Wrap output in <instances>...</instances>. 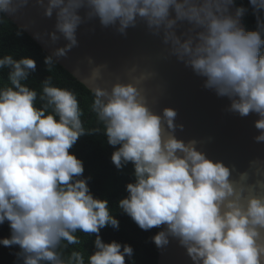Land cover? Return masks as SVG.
<instances>
[{"label":"clouds","instance_id":"clouds-1","mask_svg":"<svg viewBox=\"0 0 264 264\" xmlns=\"http://www.w3.org/2000/svg\"><path fill=\"white\" fill-rule=\"evenodd\" d=\"M36 2L45 16L55 12V28L47 34L52 43L67 41L46 55L49 71L78 46L82 23L98 17L102 26L126 34L142 21L153 35H162L171 56L206 78L204 87L231 100L229 111L258 114L255 140L264 142V0H250L257 18L250 31L240 23L246 9L233 15L232 0ZM28 3L0 0V22ZM25 30L19 26L17 35ZM5 68L10 85L0 87V224L10 223L11 236L0 244L18 245L22 264H86L83 252L65 256L61 248L79 244L77 232L95 234L87 264H126L133 248L100 237L103 227L118 228L119 221L107 199L94 197L83 161L70 152L81 136L100 127L85 128L76 93L54 85L50 76L39 94L24 83L36 70L34 58L6 54L0 57V70ZM154 75L142 72L110 89L91 88V111L108 144L118 146L112 162L118 169L134 166V182L127 184L119 208L141 229L166 226L153 237L156 246L174 237L194 264H264V194H255L257 187L264 193V180L249 183L245 171L234 181L232 168L209 158L197 140L178 138L175 131L184 125L175 123L177 110L153 111L141 87ZM99 76L97 67L92 79Z\"/></svg>","mask_w":264,"mask_h":264},{"label":"water","instance_id":"water-1","mask_svg":"<svg viewBox=\"0 0 264 264\" xmlns=\"http://www.w3.org/2000/svg\"><path fill=\"white\" fill-rule=\"evenodd\" d=\"M237 9L232 0L231 13L234 15ZM79 12L84 16L86 9ZM10 18L17 26H26L25 32L48 54L67 43L63 37L52 43L47 34L55 28V12L51 18L45 16L44 8L36 0H29L27 6L11 14ZM240 23L248 31L243 16ZM186 27L185 22L177 29L178 34ZM77 39L78 46L72 48L67 56L58 58L59 64L74 78L90 90L96 85L110 89L117 80L128 82L142 72H154L155 75L141 87L153 111L162 114L165 107L177 110L175 123L184 125L183 130L178 127L175 131L178 138L197 140L198 148L209 158L223 161L232 168L234 181H239L240 173L245 171L250 175L249 183L264 180V142L255 140L260 134L255 127L258 114L253 112L242 117L229 111L231 100L204 87L205 77L171 56L162 35H153L142 21L135 27L130 26L126 34H121L116 26H102L96 17L78 26ZM97 67L100 76L92 79L93 70ZM255 194L264 193L257 187ZM158 264L194 262L186 247L178 239L169 237V243L159 248Z\"/></svg>","mask_w":264,"mask_h":264},{"label":"trees","instance_id":"trees-1","mask_svg":"<svg viewBox=\"0 0 264 264\" xmlns=\"http://www.w3.org/2000/svg\"><path fill=\"white\" fill-rule=\"evenodd\" d=\"M238 9H246L243 20L250 30L257 27L255 10L250 0H234ZM264 15V13H262ZM18 27L10 17H4L0 22V57L6 54L14 58L31 57L36 60V70L31 73L28 80L24 81L29 87L35 89L38 94L42 91V81L47 77L52 78L54 85L74 91L78 97L82 109V121L86 129L91 130L100 127V132H92L81 136L75 145L70 149L84 163L83 177L88 178L90 191L96 198L107 199L112 214L118 219L119 227L111 225L101 229L99 235L105 243L112 241L119 242L122 246L131 245L133 255L125 257L126 264H158L159 248L156 246L153 237L162 230L160 227L141 229L138 224L123 210L119 208V201L128 195L127 184L134 182V166L129 163L123 169H118L112 162V154L118 146H111L103 132V125L97 123L94 112L91 111L93 95L91 90L59 63L55 64L51 71L45 64V57L48 55L27 32L23 31L17 35ZM10 85L8 81V69L0 70V87ZM41 102L37 100L39 105ZM80 239L79 244L62 247L61 251L65 256L72 251H81L84 254L87 264L88 257L95 251V234L87 235L77 232ZM11 236L10 223L5 221L0 224V239ZM66 244L67 242H62ZM20 251L18 245L6 247L0 244V264H22L17 259L16 253Z\"/></svg>","mask_w":264,"mask_h":264}]
</instances>
